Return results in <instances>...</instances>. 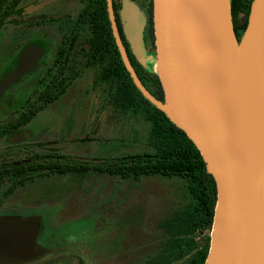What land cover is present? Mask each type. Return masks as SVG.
<instances>
[{
  "label": "flooded vegetation",
  "instance_id": "1",
  "mask_svg": "<svg viewBox=\"0 0 264 264\" xmlns=\"http://www.w3.org/2000/svg\"><path fill=\"white\" fill-rule=\"evenodd\" d=\"M121 1L111 0L120 42L151 93L156 87L124 32ZM132 1L146 18L143 46L151 67L152 0ZM239 1L242 6L251 0ZM104 12L110 36L101 23ZM15 66L20 67L18 78L0 92V219L24 221L30 234L26 254L0 264H200L204 233L171 235L167 244L159 226L181 202L168 207L131 204L125 207L130 219L126 216L124 223V213L116 218L110 201L106 211L115 218L97 219L93 180L100 177L107 187L121 186L126 203L128 181L106 173L76 175L81 167L94 170L128 154L119 146L128 138L123 124L129 115V72L112 34L107 1L0 0V80ZM101 130L117 132L103 135ZM49 179L77 183L51 186ZM100 223L112 231L111 237L98 233ZM83 225L89 232L77 236L75 227Z\"/></svg>",
  "mask_w": 264,
  "mask_h": 264
},
{
  "label": "water",
  "instance_id": "2",
  "mask_svg": "<svg viewBox=\"0 0 264 264\" xmlns=\"http://www.w3.org/2000/svg\"><path fill=\"white\" fill-rule=\"evenodd\" d=\"M106 1L134 85L186 134L215 182L204 264H264V0H251L239 38L231 0H152L155 56L150 58L162 100L144 87L129 62L111 0ZM120 14L132 54L148 67L144 14L132 0L121 1ZM19 69L2 77L0 92L18 78ZM28 234L26 222L0 219V263L26 254Z\"/></svg>",
  "mask_w": 264,
  "mask_h": 264
},
{
  "label": "trees",
  "instance_id": "3",
  "mask_svg": "<svg viewBox=\"0 0 264 264\" xmlns=\"http://www.w3.org/2000/svg\"><path fill=\"white\" fill-rule=\"evenodd\" d=\"M239 4V0H231V15L237 22V26L233 25L237 27L234 28L237 38L241 36L245 28L250 5L249 2L247 4L242 3V6ZM240 12H244V16L237 19ZM98 21L100 23V19ZM101 23L105 27V35L110 36L109 22L105 12L101 18ZM113 50H115L114 44ZM119 64L120 68L124 70L121 61ZM148 65L147 68L143 67L145 71H142L152 78V80H148L156 87V91L150 90L151 93L162 100L163 95L159 79L151 70L149 63ZM140 78L145 80L143 75ZM118 93H121L120 90ZM125 103L131 116H139L148 124L145 148L140 151L128 152L125 160H122L119 155L109 164H98L94 170L90 169L89 171L87 167H81L76 175L82 177L93 173L97 175L106 173L127 180L128 183L150 177L178 179L183 189L182 205L175 207L167 216L162 218L159 226L164 232L163 236H166L167 244L171 242V235L181 233L186 235L196 231L199 234L204 233L205 240L200 252V264H204L210 244L216 202L215 182L212 176L207 173L199 151L186 134L176 127L161 110L142 96L128 74ZM134 196L133 199L135 200L136 195Z\"/></svg>",
  "mask_w": 264,
  "mask_h": 264
},
{
  "label": "rangeland",
  "instance_id": "4",
  "mask_svg": "<svg viewBox=\"0 0 264 264\" xmlns=\"http://www.w3.org/2000/svg\"><path fill=\"white\" fill-rule=\"evenodd\" d=\"M243 17V13H239L237 19H241ZM154 56H155V49ZM153 71L154 66H151ZM123 126H126L128 132V138L126 144L123 146H119V149L124 152H134L140 151L145 148V138L148 130V124L139 116H131L130 113L128 118L124 121ZM100 134L103 135H114L117 131H100ZM111 132V134H110ZM113 153V152H111ZM115 153V152H114ZM82 183L88 184V181H81ZM106 179L97 177L93 180L94 185V193H95V203L97 205L96 209V218L97 219H105L111 218L110 213L107 214L106 211V204L110 201L113 202L112 206L109 205V209L111 212L116 214V218H120L121 212L124 213V223L126 214V208L134 205H144V204H159L160 207H168L173 204L180 203L183 200V189L181 182L176 178L165 179L161 177H150V178H143L140 181L128 183L126 191L129 193L127 199V203L125 199V192L121 186H112L111 190L106 185ZM77 183L74 179H62V180H55L49 179L48 184L51 186H68ZM92 184H90L92 186ZM113 184V183H112ZM111 191V194L107 192ZM101 194L102 197H101ZM105 194V195H104ZM108 195V196H107ZM136 195L135 200L133 196ZM135 197V196H134ZM132 199V200H131ZM124 201V202H123ZM61 203V202H58ZM156 204V205H157ZM153 211V210H152ZM113 217V218H115ZM130 219V215L127 216V219ZM130 221V220H129ZM108 227V226H107ZM100 230L98 233L105 235V238L108 236H112V231H106V225L104 223H100L99 227ZM87 229V230H86ZM75 231L77 236L84 235L85 231L88 233L89 229L88 226L83 225L75 227ZM104 238V237H103ZM89 242H85L83 246L87 250H89Z\"/></svg>",
  "mask_w": 264,
  "mask_h": 264
},
{
  "label": "bare ground",
  "instance_id": "5",
  "mask_svg": "<svg viewBox=\"0 0 264 264\" xmlns=\"http://www.w3.org/2000/svg\"><path fill=\"white\" fill-rule=\"evenodd\" d=\"M263 170H264V165H263Z\"/></svg>",
  "mask_w": 264,
  "mask_h": 264
}]
</instances>
